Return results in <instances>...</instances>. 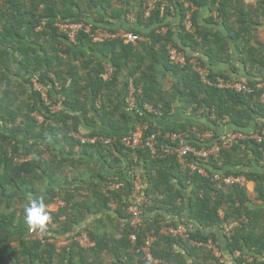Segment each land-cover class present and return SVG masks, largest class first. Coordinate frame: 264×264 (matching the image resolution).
I'll return each mask as SVG.
<instances>
[{
    "label": "trees",
    "instance_id": "1",
    "mask_svg": "<svg viewBox=\"0 0 264 264\" xmlns=\"http://www.w3.org/2000/svg\"><path fill=\"white\" fill-rule=\"evenodd\" d=\"M189 2L196 7L193 33L183 24L182 0L155 1L147 18L146 0H0V264H145L140 246L148 234L157 236L152 251L163 264H221L207 246L210 239L235 264L243 262L236 250L264 264V142L248 137L223 148L208 161L209 176L183 168L176 155L162 150L175 145L165 138L169 131L187 133L200 147L198 134L206 131L214 141L229 128L264 130V0ZM111 19L126 21L123 28L142 38L136 44L94 42L81 33L70 42L57 26L85 21L120 29L108 26ZM170 42L186 52L185 64L170 61ZM193 57L209 71L207 81L195 71ZM233 60L241 62L244 76L233 75L240 69L227 66ZM108 68L113 73L105 81L101 74ZM33 75L51 85V104L64 98L61 110H50L30 86ZM130 80L140 90L135 98L142 115L127 110ZM229 80H245L253 91L219 86ZM34 113L46 121L39 123ZM144 124L145 136L160 132L156 154L121 141ZM81 131L112 140L82 143L72 135ZM19 156L31 159L17 161ZM215 172L244 175L253 190L214 180ZM137 173L148 203L136 230L127 207ZM29 196L42 197L50 214L42 238H34L25 220ZM58 200L64 205L53 209ZM236 221L228 236L225 225ZM181 223L190 227L188 239L161 233ZM82 231L93 247L50 241Z\"/></svg>",
    "mask_w": 264,
    "mask_h": 264
},
{
    "label": "built area",
    "instance_id": "2",
    "mask_svg": "<svg viewBox=\"0 0 264 264\" xmlns=\"http://www.w3.org/2000/svg\"><path fill=\"white\" fill-rule=\"evenodd\" d=\"M157 0H153V3H150L148 8L145 10L144 17L147 18L150 16L151 10L154 7V2ZM184 8L186 9V14L184 17L183 24L188 31L191 33L194 32V27L192 24V15L193 12L196 10V7L189 2V0H182ZM164 5L161 7V16L164 14V8L168 5L167 2L163 3ZM171 10L174 11L172 5H169ZM57 26L70 42H76L77 37L84 33L89 38H91L94 42H104L107 40H120L126 44L133 43L136 44L140 40V36L125 29H118L117 31H112L110 28H107L102 25H98L95 28L92 27L91 24H87L85 21L79 22H58ZM42 29V26L38 27ZM163 31H166V28H163ZM167 51L172 63L175 64H185L187 60L186 53L179 49L173 42H170L167 45ZM191 63L194 65L195 71L199 72L202 76L204 81H207V75L209 71L203 69L200 66V62L197 59H192ZM113 68L106 69L102 74L101 77L106 81L109 80L112 76ZM32 84L33 88L36 91H40L42 93L43 100L50 105L51 101L49 100L48 91L51 88L50 84H44L40 81L39 75L32 76ZM220 87H229L238 92H252L253 88L247 84L245 81H227V82H220ZM263 84H259V87H262ZM128 98L126 102V107L128 111L133 113L142 115L144 111L141 108H138L136 105L135 100V86L133 81L131 80L128 85ZM63 99L60 98L58 104L50 105V110L52 111H59L62 109ZM261 102L264 104V93L261 96ZM145 109L149 112L153 111L154 108L149 105H145ZM37 121L39 123H44L45 117L42 114L34 113ZM149 129L148 124L138 125L132 132L129 134L123 135L121 141L129 148L137 151L138 149L142 148H150L152 154H156V144H157V137L160 134L152 133L148 136H145L144 133ZM82 143H91L94 144L96 142L100 143H110L111 138L106 137L103 135H96V136H84L81 134L75 135ZM198 137L201 142H203L200 147H196L191 144L189 140V135L185 132H166L165 138L170 140L173 144L172 147H163L162 150L164 153H170L177 156L178 162L183 168H190L193 171H197L202 176H209L207 172L206 165L211 158H217L223 148H228L235 142L240 140H244L248 137L255 139L257 142L261 143L264 142V130L262 131H252L251 133H246L244 131L235 130V129H228L225 130L220 136L211 141L213 139V133L211 131H206L202 134H198ZM190 158V159H189ZM17 161H23L25 158L23 156H19ZM213 179L220 181L226 185L232 184H239L241 186L249 187L250 181L244 175H222L220 172H215L213 175ZM133 187L132 191L128 197V207L127 211L131 216V225L134 229H139L144 224V207L148 203V199L144 194L145 188V181L140 173H137L134 178L132 179ZM119 184H112L110 187H118ZM240 221H236L231 224L225 225V232L228 236L231 235L233 228L238 226ZM189 230L185 223H181L178 226H167L161 230V233L171 234L174 236H181L184 239L189 238ZM31 232L39 237H42L40 231L37 229L32 228ZM73 240H76L81 246L84 248H90L95 245L94 241H92L87 234V232L82 231L80 234L76 235L74 239L72 237H67L60 242V245H66L71 243ZM130 240L132 242H136L137 236L135 233L130 235ZM157 240L156 235L148 234L145 238L144 243L140 246V251L142 253V259L145 264H163L160 258L154 256L152 247L154 241ZM198 245V244H197ZM209 249L213 251V254L219 259L221 264H228L227 258L223 254V251L210 239L207 243ZM234 257H241L243 259L242 264H253L254 257L251 254H245L239 250H236L234 253Z\"/></svg>",
    "mask_w": 264,
    "mask_h": 264
},
{
    "label": "clouds",
    "instance_id": "3",
    "mask_svg": "<svg viewBox=\"0 0 264 264\" xmlns=\"http://www.w3.org/2000/svg\"><path fill=\"white\" fill-rule=\"evenodd\" d=\"M184 51V50H183ZM185 52V51H184ZM186 53V52H185ZM169 55V54H168ZM187 55V54H186ZM170 58V57H169ZM192 59H197V58H192ZM191 59V60H192ZM190 60V61H191ZM198 60V59H197ZM171 61V60H170ZM199 61V60H198ZM201 66V64H200ZM202 67V66H201ZM131 81V80H130ZM133 81V80H132ZM242 81V80H241ZM245 81V80H244ZM246 82V81H245ZM33 87V84H32ZM34 89V88H33ZM63 98V97H62ZM81 135H84L86 133H83L82 131L79 132ZM79 133H72L73 136L79 134ZM77 139L78 137L75 136ZM31 159V157L25 158V160ZM146 184V183H145ZM25 220L27 224L40 231V234L43 237V232L46 229L47 223L50 220V214L49 211L47 210V205L45 204L44 200L42 197H37V196H29L28 197V204L25 207ZM32 230V229H31ZM86 232V231H85ZM33 234V233H32ZM34 238H42L39 237L38 235L33 234ZM65 239L62 237H59L57 240L55 239H50L51 242L60 245V242ZM93 241V240H92ZM95 243V242H94Z\"/></svg>",
    "mask_w": 264,
    "mask_h": 264
},
{
    "label": "rangeland",
    "instance_id": "4",
    "mask_svg": "<svg viewBox=\"0 0 264 264\" xmlns=\"http://www.w3.org/2000/svg\"><path fill=\"white\" fill-rule=\"evenodd\" d=\"M153 0H146V2H147V4L149 5L150 3H153L152 2ZM248 1H250V2H254L255 0H248ZM215 14H216V12H215ZM129 17L131 18V20H133V22L135 21V15H129ZM260 35L264 38V31L263 30H260ZM142 37L140 36V39H141ZM232 64H234L235 66H236V68H240L239 69V72H234L233 74H235V76H236V78H238V77H241V76H244V74H243V70H242V64H241V62L240 61H232V63L231 64H228L227 66H229V67H232ZM202 68L203 69H205L203 66H202ZM52 78H55V75L53 74V73H50L49 74ZM31 79H32V77H31ZM31 79H30V86L32 87V81H31ZM242 79H247V78H242ZM129 83H130V81H129ZM135 92H137V91H140V90H138L136 87H135ZM128 94H129V91L127 90V94H126V102H127V98H128ZM135 95V94H134ZM49 100H50V98H49ZM135 100H137V98H135ZM100 102V101H99ZM98 102V103H99ZM50 105H52V104H50ZM49 105V106H50ZM147 105H149V106H152V105H150V104H146V106ZM152 108H154L153 106H152ZM153 111H151V112H149L148 111V113H152ZM83 132V131H82ZM80 134V133H79ZM21 206V205H20Z\"/></svg>",
    "mask_w": 264,
    "mask_h": 264
},
{
    "label": "crops",
    "instance_id": "5",
    "mask_svg": "<svg viewBox=\"0 0 264 264\" xmlns=\"http://www.w3.org/2000/svg\"><path fill=\"white\" fill-rule=\"evenodd\" d=\"M111 22L108 24V26H111V27H120V28H122V29H124L123 27H127L129 24L126 22V21H124V20H120V21H116V20H110ZM128 21H133V20H131V18L128 16ZM233 51H234V49H233ZM237 61V60H236ZM238 62V61H237ZM234 76H235V74H233ZM155 113V112H154ZM157 123H158V120H155ZM230 129V128H229ZM253 187H254V184L250 181V184H249V188L251 189V190H253ZM57 205H53V209H56L59 205L60 206H63L64 205V202H62L61 200H58V203H56ZM94 219V217H91V219L88 221V222H90V221H92ZM86 224H84V226H85ZM223 254L226 256V258H227V263L228 264H235V262L233 261V259L230 257V254H227V253H224L223 252Z\"/></svg>",
    "mask_w": 264,
    "mask_h": 264
}]
</instances>
